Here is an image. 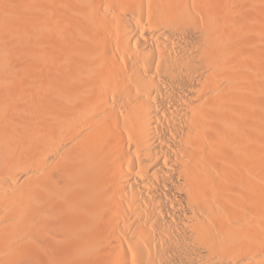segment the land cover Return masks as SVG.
Returning a JSON list of instances; mask_svg holds the SVG:
<instances>
[{"label":"bare ground","instance_id":"1","mask_svg":"<svg viewBox=\"0 0 264 264\" xmlns=\"http://www.w3.org/2000/svg\"><path fill=\"white\" fill-rule=\"evenodd\" d=\"M0 264H264V0H0Z\"/></svg>","mask_w":264,"mask_h":264}]
</instances>
